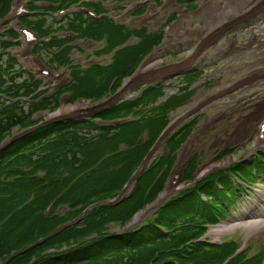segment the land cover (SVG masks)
I'll return each instance as SVG.
<instances>
[{
	"label": "trees",
	"instance_id": "16d2710c",
	"mask_svg": "<svg viewBox=\"0 0 264 264\" xmlns=\"http://www.w3.org/2000/svg\"><path fill=\"white\" fill-rule=\"evenodd\" d=\"M40 1L50 4L43 11L56 12L74 6L89 7L98 14L106 11L101 4L88 0ZM13 2L0 0V20L9 13ZM28 5L37 10L32 1ZM30 17L25 16L21 24L30 25ZM44 23L45 20H40L34 25L42 37L50 36L53 30L44 28ZM111 23L108 18L96 19L77 12L68 18L64 30L93 40H100L104 31L116 46L136 32L141 42L118 50L113 56L115 66L108 68L110 72L90 66L86 72H75L71 84L49 96L46 92L38 94L30 78L20 85L13 81L9 89L17 91L16 97H36L34 100L40 102L6 104L11 98L1 102L0 144L11 129L28 127L29 109L54 111L66 93L72 95L74 103L79 99L101 100L114 93L161 43L160 37L142 32L145 30L131 31L113 23L114 30L109 26ZM53 43L64 45L66 41L54 36ZM9 44L0 41V79L6 81L16 68L10 57L4 64ZM58 50L51 53L59 56L57 60L63 58L64 65L69 64L71 47L65 46L60 53ZM95 76L101 77L98 85L94 83ZM1 91L5 90L0 88ZM165 94L163 85H148L136 98L96 112L90 118L56 120L0 152V264H225L238 252L240 247L234 242L210 244L203 237L210 226L228 219L241 194V187L227 174L238 171L235 174L242 180L240 185L252 186L253 179L259 178L254 170L264 167V154L256 156L250 164L237 163L181 190L144 223L122 232L138 212L154 204L166 190L179 151L191 136L195 122L166 141V154L137 177L130 195L115 205H105L106 199L120 195L128 186L169 125L171 115L188 102L185 94L164 100ZM29 165L46 170V177L28 179L24 168ZM196 168L194 160L184 172L185 181L193 183ZM31 194L36 201L29 197ZM51 206L53 212L48 215ZM91 206L93 209H88ZM60 207L81 210L70 219L69 212L66 216L56 214ZM76 218H79L76 224L27 249ZM116 225L122 230L110 231ZM258 260L257 256L246 258L242 254L229 264H258Z\"/></svg>",
	"mask_w": 264,
	"mask_h": 264
},
{
	"label": "rangeland",
	"instance_id": "374dc122",
	"mask_svg": "<svg viewBox=\"0 0 264 264\" xmlns=\"http://www.w3.org/2000/svg\"><path fill=\"white\" fill-rule=\"evenodd\" d=\"M30 1H32L33 6L37 7V10H31L28 5L31 11L43 12L45 6L41 5L42 1L40 0H14L9 13L0 20V41L10 43L9 48L5 50L4 64L8 62L10 57L16 65L12 73L8 75L10 78L7 81L0 79V88L5 90L0 93V104L7 98H11L6 103L9 105L12 103L22 105V102H40V100H34L36 97L28 99L16 97L17 91L9 89L13 81L18 82L16 85H20L30 78L33 85L38 88V94L46 92V96H49L56 90L71 84L75 72H86L90 66L96 65L103 69L104 73L110 72L108 68L115 66L113 56L117 50L127 46H137L141 42L135 32L121 45H112L109 41V33L101 31L100 40L88 39L91 44L81 43L84 37L82 36V38L76 39H68L69 37H67L64 45L54 44L53 40L47 41V44H50L48 46L44 43L45 37L41 36V32L37 30L34 23L45 20L44 28L52 29L54 36L59 37L60 33L66 29L69 16L58 14L30 15L27 13L29 11L27 3ZM99 1L101 0H95L96 3ZM103 1H105L104 6L109 10L107 12L110 16L109 19L112 21L109 26L113 27L114 30L116 25L113 23H116L131 31L145 30L142 32L160 37L159 40L161 41L160 45L154 47L152 52L144 57L137 68L139 71L146 62L150 66L154 65L153 69L157 72L154 74L155 76H149L150 81H145L141 90L139 86L142 84L129 89L120 100L136 98L148 85L162 80L160 84L166 91L164 100L182 94L188 98L186 105L171 115L167 130L174 119L185 116L195 107L198 110L189 115L167 138L169 139L174 133L191 122H195L191 136L186 139L179 151L167 188L159 197L162 199L172 185L175 193L155 207L158 197L157 201L144 211L147 213L144 223L166 201L178 193L177 189L183 190L191 185L195 186L202 179L219 171H227L237 163L250 164L256 155L264 154V132H262L264 128V0H134L128 1L126 4L113 0ZM145 1L147 2L145 3ZM186 3H189L187 7ZM155 5L156 7H154ZM21 6L22 8L24 6V9L21 13L22 9H20L18 12L20 15L16 19L10 16L15 14ZM149 7H152V10ZM230 9L233 10L232 13H229ZM241 14L244 16L239 18L238 15ZM27 15L32 16L29 18L30 25L21 24L20 21ZM145 16L148 18L144 20ZM150 16L152 17L150 18ZM24 30L33 34L34 39L26 41ZM180 30H187L188 33L181 37ZM125 33L128 34L129 32L125 31ZM49 38L53 37L49 36ZM65 46L71 47L68 53L70 62L67 65H64L63 58L60 57L57 60L56 58L59 56L51 53L55 49H59L58 52L60 53ZM187 60H189L188 65H182ZM172 67L176 68L171 69ZM5 72L8 74V70ZM191 73L192 75H190ZM80 74L84 75L83 73ZM15 75L22 77L17 79ZM131 78L123 80L114 93H109L101 100L79 99L74 103L72 102V95L66 93L61 98L58 109L54 111L35 112L29 109L27 113L31 116L28 127L11 129L0 144V152L11 143L28 137L27 135L49 126L56 120L89 118L96 114L95 111H98V108L94 109V105L123 92ZM100 82L101 77L95 76V85ZM64 105L71 107L79 105L83 108L81 112L72 115L56 116L55 114ZM102 109L104 106L99 107V110ZM17 113L19 112L17 111ZM167 139H161L158 142L149 159L148 167L156 159L166 154L165 141ZM182 158L184 165L183 172L180 171L181 178L172 183L177 173L176 168ZM194 160H196L197 168L195 179L193 183H190L185 181L183 176ZM208 165L212 166V170L209 169L207 174L201 175L200 170L203 167H208ZM213 165L216 167L213 168ZM24 171L28 179L34 176L44 178L47 175L46 170H38L33 165L26 166ZM254 171L259 178L253 179L252 183L254 184L252 186L242 184L243 188L240 185L242 180L235 174L238 171H231L227 174L226 177L230 176L233 182L241 187V194L236 200V205L231 208L228 219L210 226L203 238L210 244L234 242L240 247L238 251L244 250L240 255L245 254L246 258L257 256L260 259L258 264H264L263 226H255L252 229L238 227L219 237L212 233L213 230L225 223L229 225L241 224L250 221L251 218L258 220L259 216L264 217L262 212L264 209V167ZM16 180L21 182L23 179ZM9 182L12 180L10 179ZM29 182L33 183V181ZM132 190H134V186L123 195L121 193L114 198L106 199L105 205L130 195ZM29 197L33 201L37 200L34 194ZM93 207L88 209H93ZM80 210L60 207L56 214L66 216L69 212L71 214L70 219H73ZM52 212L53 207L51 206L46 214L49 215ZM78 219L76 218L74 222L66 226L76 224L75 221ZM118 226H113L110 231L122 230ZM225 264H228V261Z\"/></svg>",
	"mask_w": 264,
	"mask_h": 264
},
{
	"label": "bare ground",
	"instance_id": "6f19581e",
	"mask_svg": "<svg viewBox=\"0 0 264 264\" xmlns=\"http://www.w3.org/2000/svg\"><path fill=\"white\" fill-rule=\"evenodd\" d=\"M218 6H219V4H218ZM18 7V6H17ZM22 7V6H21ZM21 7H19V9L16 11V13L14 14H12V15H10V16H12L13 18H17V16H18V12L20 11V9H21ZM233 12V10H229V13H232ZM14 19V20H15ZM141 21H142V19H140ZM179 32V31H178ZM177 32V33H178ZM176 33V32H175ZM188 33V31L187 30H180V34H181V37L184 35V34H187ZM211 34V33H210ZM209 36H211V35H209ZM180 38V37H179ZM178 38V39H179ZM177 39V40H178ZM26 41H27V38H26ZM168 42V41H167ZM204 43H206V42H204ZM166 44V43H165ZM168 44V43H167ZM203 45V44H202ZM156 56V55H155ZM154 56V57H155ZM157 57V56H156ZM152 58H153V56H152ZM27 59V58H26ZM154 59V58H153ZM156 60V59H155ZM192 61V60H191ZM188 63H189V60H187V61H185V62H183V64L182 65H188ZM192 63V62H191ZM181 65V66H182ZM154 66V65H153ZM153 66H150V65H148L147 63L146 64H144L143 66H142V68L139 70V72H138V74L132 79V80H130L127 84H126V86H125V88H124V91L121 93V95H120V97H122V96H124V93H126L129 89H131L132 87H134V86H137V85H140V84H142V83H144L145 81H150L149 80V76H155L154 74H156L157 72H156V70H154L153 69ZM190 66V65H189ZM174 68H176V67H172L171 69H174ZM156 69V68H155ZM170 70V69H169ZM162 76V75H161ZM159 77V76H158ZM212 99V98H211ZM111 103V101H109V100H107V101H104V102H102V103H100L99 104V106H102L103 107V105H108V104H110ZM205 103V102H204ZM201 105H202V103H201ZM205 105V104H204ZM203 106V105H202ZM82 108L83 107H80L79 105H76V106H74V107H71V106H62L61 108H60V110L55 114L56 116H64V115H67V114H75V113H78V112H81L82 111ZM196 108V107H195ZM194 108V110H192V111H190V112H188L185 116H182V117H178V118H176V119H174L173 121H172V123L170 124V126H169V128H168V130H167V132H166V136H165V138L167 137V136H169L174 130H176L183 122H184V120L185 119H187L188 117H189V115H191L192 113H194V111H198V110H196ZM188 111V110H187ZM54 116V115H53ZM48 117H50V116H48ZM163 139V138H162ZM195 146V145H194ZM185 154V153H184ZM191 155V154H190ZM185 157H186V155H185ZM186 160V159H185ZM188 160V159H187ZM230 160V159H229ZM228 161V160H227ZM186 163V162H185ZM227 164V163H226ZM183 165H184V159L182 158V160H181V162L178 164V166H177V168H176V176H175V178H174V180H173V182L172 183H174V181L176 180V179H178L179 178V176H180V171H182V168H183ZM211 165H212V163H211ZM216 167V165H213V168H215ZM212 168V166H209L208 165V167H203L201 170H200V173H201V175H204L205 173L207 174V172L209 171V169H211ZM218 168V167H217ZM219 168H220V166H219ZM212 170V169H211ZM214 170V169H213ZM183 172V171H182ZM199 174V173H198ZM199 178H201L200 176H199ZM178 186V185H177ZM173 192H175V189H174V186L172 185L171 187H170V189L168 190V191H166V193L163 195V197H162V199H161V201L163 202V200L165 199V198H167L168 196H170ZM263 202V201H262ZM255 208V207H254ZM252 212H254V211H252ZM262 212L264 213V209L262 210ZM249 213H250V211H249ZM256 216H258V215H256ZM144 217H145V215H144ZM143 217V218H144ZM260 218L258 219V220H253V218H251L250 219V221H248V222H246V223H241V224H239V223H235V224H231V225H229V224H223L222 226H220V227H218V229H215V230H213V234H215L217 237H219V236H221L222 234H225V233H227L228 231H230L231 229H234V228H240V227H242V228H247V229H252L253 227H255V226H263L264 227V217H261V216H259ZM139 219V218H138ZM138 219H137V221H138ZM233 223V222H232ZM259 230H260V228H259Z\"/></svg>",
	"mask_w": 264,
	"mask_h": 264
},
{
	"label": "water",
	"instance_id": "95a60500",
	"mask_svg": "<svg viewBox=\"0 0 264 264\" xmlns=\"http://www.w3.org/2000/svg\"><path fill=\"white\" fill-rule=\"evenodd\" d=\"M160 83H161V82H159V83H155V84H160ZM139 87H140V89H142V88H143V83H142V85H140ZM121 93H122V92H121ZM121 93L116 94L114 97L110 98L109 101H111V103L108 104V105H104V109H107V108H109V107L115 105L117 102H122V99H121V100L119 99V98H121V97H120ZM99 107H101V106H99V104H97V105H95L94 109H95V108H98V109H99ZM104 109H102V110H98V111L100 112V111H103ZM165 132H166V131H165ZM164 134H165V133H164ZM163 136H164V135H163ZM162 138H163V137H162ZM162 138H161V139H162ZM157 145H158V144H157ZM157 145H156L155 148L151 151V153H150L149 156L147 157L146 161H145L144 164L141 166L139 172H138L137 175L134 176L133 179L130 181V184L128 185L127 189L124 190V192L122 193V195H123L124 193H126V191H127V190H128L133 184H134L136 178H137V177H138V176H139V175H140V174H141V173H142V172L148 167V165H149V159H150V157L152 156V154H153L154 150L156 149ZM180 178H181V176H179L178 179H180ZM160 198H161V197H159L158 202H157V204H156L155 207H157V206H159V205L161 204V203H160V202H161V199H160ZM112 204H114V203H112ZM144 213H145L144 211H141V212L137 213V214L133 217L132 221L126 226V228H125L124 230H122V232H123V231H127V230H132V229H134L136 226H138V225L143 221V219L145 218L144 215H146V213H145V214H144ZM143 217H144V218H143ZM138 218H139V219H138ZM137 219H138V221H137ZM70 226H71V225H68V227H70ZM64 228H67V226H66V225H65V226H62L61 228H59L56 232H54L53 234H51V235L48 236L47 238H45V239H43V240L37 242L36 244H34V245L28 247L27 249L30 250L31 248H33V247H35V246H37V245L43 243V242L46 241L47 239H49V238L53 237L54 235H56L59 231H61V230L64 229ZM241 251H242V250H240V251L237 253V255L240 254ZM237 255H236V256H237ZM236 256H235V257H236ZM235 257H234V258H235ZM234 258H231V259L228 261V263H229L232 259H234Z\"/></svg>",
	"mask_w": 264,
	"mask_h": 264
}]
</instances>
